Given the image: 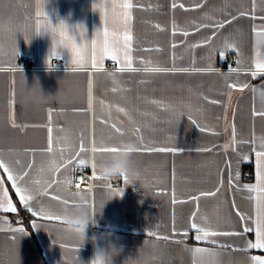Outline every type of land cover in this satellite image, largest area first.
<instances>
[{
	"label": "crops",
	"instance_id": "crops-1",
	"mask_svg": "<svg viewBox=\"0 0 264 264\" xmlns=\"http://www.w3.org/2000/svg\"><path fill=\"white\" fill-rule=\"evenodd\" d=\"M125 3L133 5L127 19ZM37 12L70 28L82 64L67 48H57L49 64L52 37L47 28L36 34ZM105 26L116 62L100 56ZM258 57L264 0H0V159L15 175L28 172L29 194L53 183L29 210L0 168V202L10 199L16 209L0 208V264H91L105 254L111 264H253L252 256H264L248 248L257 213L264 214L256 155L264 151V73L252 75ZM100 147L119 151L94 150ZM162 147L178 151L145 150ZM125 149L136 169L127 182L98 167ZM77 169L87 172L90 190L72 188ZM78 207L91 219L83 242L79 220L67 214ZM193 217L235 234L196 240ZM21 227L24 233L14 231ZM195 247L216 255H194Z\"/></svg>",
	"mask_w": 264,
	"mask_h": 264
},
{
	"label": "snow or ice",
	"instance_id": "snow-or-ice-1",
	"mask_svg": "<svg viewBox=\"0 0 264 264\" xmlns=\"http://www.w3.org/2000/svg\"><path fill=\"white\" fill-rule=\"evenodd\" d=\"M122 7L125 9L123 12V16L125 19L128 18L130 13L127 11L128 9H131L133 5L131 3H125L122 5ZM175 7V5H173ZM241 15H244V13H241ZM41 17H43V23H41ZM235 19V18H233ZM219 27H223V24L218 25ZM52 26L49 24L48 18L45 14V12H37V28H36V34L39 33L42 29L45 28H51ZM53 31V41H54V46L51 51V55L49 58V64L51 65V57L56 56V44H64L66 43L72 50V57L74 63H79L82 64L84 61V57L82 53L79 51L78 48V43H73V39L76 40V37L74 35L69 36L68 31L66 30V26L64 23H60L56 27L52 28ZM73 33V32H72ZM103 35H104V40L100 48V56L101 59L103 58H110L112 61L116 62L118 58V49L116 48L114 43H110L108 40L109 32L107 27H104L103 30ZM115 36V34H113ZM187 35V33H185ZM124 42H125V49L130 48V44L128 43L131 41L132 36L130 33H125L123 36ZM125 59L127 61L126 67L128 69L132 68V62H131V57L127 55V52H125ZM97 66V60H96V55L94 53L93 55V67ZM123 70V69H121ZM158 70H164V69H158ZM235 71V69H234ZM258 73H264V57H258L255 61V71L252 72L253 77H255ZM260 115H264V113H260ZM191 119V116L189 117ZM195 123V121H193ZM49 132L51 133V129H49ZM264 147V145H262ZM49 151H51V136L49 138ZM83 146H81V151H83ZM99 152H117L119 151L115 147H100L98 149H94ZM140 149H137L139 151ZM148 152H176L178 149L176 148H167V147H162V148H147L145 149ZM207 150V149H205ZM125 151H130L129 149H125ZM258 157L257 161V180L259 182H264V151L257 152L256 153ZM79 165L82 167L85 164L84 160H79ZM29 168L32 167V165H28ZM0 168H3L4 171L8 175V179L12 181L13 187L15 188L16 194L19 196V200L24 204L25 208H28L31 210V205L35 201L39 199V197L43 194H47V191L53 187V183H48L45 187L44 192L36 191L34 195L29 194L32 189L27 186L25 183V178L28 176V172H24L23 175H15L12 171V169L5 164L3 159H0ZM120 175L124 176L125 182H127V175L124 173H121ZM99 178V177H97ZM79 187V185H77ZM257 190L259 191H264V188H260L259 184L257 185ZM119 191V190H117ZM5 197L7 196V192L5 191L4 193ZM201 196H208V195H214V193H201ZM53 199H59V197H51ZM196 199V198H194ZM173 203H176L174 200ZM84 204L86 205V201H84ZM0 208H2L4 211H16L15 207L13 206L11 200H7V204L3 202H0ZM34 216L42 217L44 219L48 220H59L58 216H55L51 213H43L42 211H35L33 212ZM34 227H37V225L33 224ZM190 228L195 230L197 235L195 236L196 240H204L209 236H217V235H234L235 233H229V232H217V231H212L209 227H201L195 222V217H193V222L190 224ZM14 231L24 233L25 230L24 228H17L14 229ZM245 231H250V229H245ZM184 235H187V232L183 233ZM149 235H154L153 233H149ZM159 239H164L167 240L169 237L164 236V237H158ZM179 242V241H177ZM213 244L216 243V241H212ZM222 247H226V245H222ZM248 248H253V249H264V214L258 212L257 213V220H256V229H255V243L249 242L248 243ZM193 254H207L209 256H215L216 253L212 250H209L207 248H202V247H195L192 249ZM251 260L253 261V264H264V256H252Z\"/></svg>",
	"mask_w": 264,
	"mask_h": 264
},
{
	"label": "clouds",
	"instance_id": "clouds-1",
	"mask_svg": "<svg viewBox=\"0 0 264 264\" xmlns=\"http://www.w3.org/2000/svg\"><path fill=\"white\" fill-rule=\"evenodd\" d=\"M47 18L48 15L45 12ZM49 24L52 26L51 28H47L50 33H51V37H52V48L54 46V41H53V31L52 28L56 27L57 25H59L60 23H64L63 21L59 22L56 25H52L51 21L49 20ZM65 24V23H64ZM66 26V30L69 33V36H72L73 33L70 30V28L65 24ZM73 43H77L75 39H73ZM56 49L57 48H67L71 54H72V50L71 48L66 44H56L55 45ZM57 54V52H56ZM130 151H125L124 155L122 156L120 153H116L114 154L113 158L107 161H102L98 167L101 169H107L108 172L112 175H120L121 173L127 174V175H131L132 173H134L136 171V169L132 166L131 161H130ZM69 216L71 217H75L79 220V227L81 228V231L76 235L77 239L80 240L81 242L84 241L85 239V226L87 224V222L89 220H91L89 218V213L85 208L82 207H78L72 211H70L69 213H67ZM71 222V221H70ZM91 264H111L110 262V258L108 254L105 255H101L98 256L97 259L95 261H92Z\"/></svg>",
	"mask_w": 264,
	"mask_h": 264
},
{
	"label": "built area",
	"instance_id": "built-area-1",
	"mask_svg": "<svg viewBox=\"0 0 264 264\" xmlns=\"http://www.w3.org/2000/svg\"><path fill=\"white\" fill-rule=\"evenodd\" d=\"M57 64H63L64 61L63 60H57L56 61ZM19 64L20 66H27L28 64V60L25 56H21L19 59ZM226 64L228 67L232 66L234 63L229 60L226 59ZM77 185H79V187H77ZM72 188L76 191H86V190H90L92 188V181H90L88 179V174L85 170L83 169H77L75 172V177H74V183Z\"/></svg>",
	"mask_w": 264,
	"mask_h": 264
},
{
	"label": "trees",
	"instance_id": "trees-1",
	"mask_svg": "<svg viewBox=\"0 0 264 264\" xmlns=\"http://www.w3.org/2000/svg\"><path fill=\"white\" fill-rule=\"evenodd\" d=\"M253 167V166H252ZM252 167L250 166V167H246V171H248L249 173L251 172H253L254 170H252ZM250 177H252V176H250Z\"/></svg>",
	"mask_w": 264,
	"mask_h": 264
}]
</instances>
